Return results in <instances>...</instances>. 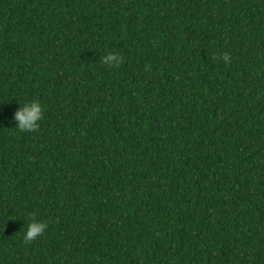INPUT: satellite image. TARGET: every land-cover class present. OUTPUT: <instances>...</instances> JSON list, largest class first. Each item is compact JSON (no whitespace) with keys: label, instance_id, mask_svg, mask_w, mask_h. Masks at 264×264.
I'll return each instance as SVG.
<instances>
[{"label":"trees","instance_id":"1","mask_svg":"<svg viewBox=\"0 0 264 264\" xmlns=\"http://www.w3.org/2000/svg\"><path fill=\"white\" fill-rule=\"evenodd\" d=\"M0 264H264V0H0Z\"/></svg>","mask_w":264,"mask_h":264},{"label":"clouds","instance_id":"2","mask_svg":"<svg viewBox=\"0 0 264 264\" xmlns=\"http://www.w3.org/2000/svg\"><path fill=\"white\" fill-rule=\"evenodd\" d=\"M222 58L225 63L228 62L229 57L226 53ZM102 60L109 66H117L122 62V58L114 52L107 53L102 57ZM12 119L15 121V128L20 131H32L38 127V121L42 119V104L39 101L19 104ZM46 227L47 223L44 221L31 220L24 231V239L31 241L35 236L41 234Z\"/></svg>","mask_w":264,"mask_h":264}]
</instances>
